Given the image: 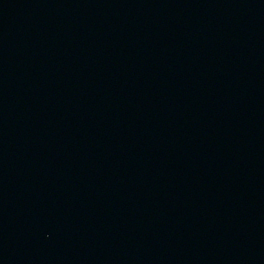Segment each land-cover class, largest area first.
<instances>
[{"label":"water","instance_id":"95a60500","mask_svg":"<svg viewBox=\"0 0 264 264\" xmlns=\"http://www.w3.org/2000/svg\"><path fill=\"white\" fill-rule=\"evenodd\" d=\"M0 264H264V0H0Z\"/></svg>","mask_w":264,"mask_h":264}]
</instances>
